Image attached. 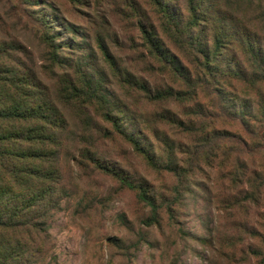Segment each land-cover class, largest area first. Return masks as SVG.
<instances>
[{"label":"trees","instance_id":"1","mask_svg":"<svg viewBox=\"0 0 264 264\" xmlns=\"http://www.w3.org/2000/svg\"><path fill=\"white\" fill-rule=\"evenodd\" d=\"M122 2L147 50V55L144 50L141 53L150 60L149 67L156 64L159 74L172 82L151 88L145 79L121 68L96 35L102 61L113 77L123 79L121 87L126 93L138 92L156 106L185 104V120L168 109L154 115L166 117L183 133L199 132L192 156L227 140L247 155L264 158V0ZM46 6L43 11L32 9L42 28L39 39L45 65H38L18 42L0 40V264H45L47 222L64 192L59 158L66 149L65 141L85 146L80 151L82 164H91L135 192L148 209L142 219L146 226L157 225L161 212L169 223L176 222L180 191L187 172L195 166L193 161L185 166L173 164L169 155L161 161L155 159L153 147L136 131L140 119L108 91L103 72L91 63V49L76 42L75 28L54 20L53 9ZM251 12L257 13L251 16ZM57 28L64 30L61 35ZM49 79L54 81L53 88H49ZM91 108L116 134L127 138L147 165L172 175L175 183L169 198L157 201L149 195L150 187L114 172L113 166L95 156L89 149L93 146ZM67 111L78 119V132H67ZM124 115L132 127L121 129L118 118ZM208 118L230 122L241 133L206 131L203 123ZM165 141L163 135L160 143L165 146ZM231 154H226V162ZM232 180L241 177L235 175ZM249 185L250 190L241 188V193L243 201L258 210L257 224L237 225L241 235L251 240L246 244V256L251 252L255 264H264V166ZM186 191L189 189L184 188ZM228 203L232 209L243 206L240 201ZM220 257L226 264H235L228 253Z\"/></svg>","mask_w":264,"mask_h":264},{"label":"rangeland","instance_id":"2","mask_svg":"<svg viewBox=\"0 0 264 264\" xmlns=\"http://www.w3.org/2000/svg\"><path fill=\"white\" fill-rule=\"evenodd\" d=\"M81 1L80 4L75 0H0V40L18 42L38 65H45L46 61L41 60L44 49L39 39L42 28L32 9L43 11L50 5L56 16L54 20L73 26L77 31L75 41L91 49V63L103 72L111 95L123 101L140 119L136 131L153 147L155 159L161 161L169 155L173 164L185 166L193 161L195 166L184 180V188L189 191L184 192V188L180 191V201L175 207L176 222L169 223L161 212L157 225L146 226L142 219L148 209L136 199L135 192L91 164H82L80 151L85 146L77 141L67 145L65 141L66 149L59 158L64 178L60 186L64 192L47 222L49 243L45 246V264H226L220 257L226 253L234 256L235 264H255V256L251 252L246 256L245 252L251 240L241 235L237 224H257L259 212H255L252 203L243 201L241 188H250L249 182L257 176L260 166H264V158L247 155L238 150L235 142L227 140L192 156L193 146L201 137L199 132L183 133L166 117L157 119L154 115L168 109L185 120V104L156 106L138 92L126 93L121 87L123 79L112 76L95 46L97 35L121 68L145 79L151 88L172 83L171 78L159 74L156 64L149 67L150 60L141 53L144 50L147 55V50L136 34L124 1ZM35 4L39 7L35 8ZM57 31L61 35L64 30L57 28ZM53 87L54 81L49 79V88ZM89 113L92 118L90 142L93 143L89 149L95 156L113 166L114 172L150 187L149 195L157 201L169 198L175 183L172 175L151 168L133 151L125 136L116 134L92 108ZM66 116L67 132H78V119L71 111H67ZM126 118L125 115L118 118L121 129L132 127ZM197 120L194 118L195 122ZM203 128L241 133L230 122L213 118L204 121ZM163 135L168 139L165 146L160 143ZM229 151L231 158L226 162ZM235 175L241 180H232ZM228 201H240L243 206L232 209ZM255 245L258 246V242Z\"/></svg>","mask_w":264,"mask_h":264}]
</instances>
